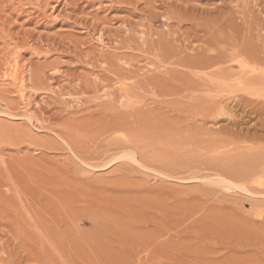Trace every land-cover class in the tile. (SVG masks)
I'll return each instance as SVG.
<instances>
[{
  "label": "rangeland",
  "instance_id": "rangeland-1",
  "mask_svg": "<svg viewBox=\"0 0 264 264\" xmlns=\"http://www.w3.org/2000/svg\"><path fill=\"white\" fill-rule=\"evenodd\" d=\"M0 264H264V0H0Z\"/></svg>",
  "mask_w": 264,
  "mask_h": 264
},
{
  "label": "bare ground",
  "instance_id": "bare-ground-1",
  "mask_svg": "<svg viewBox=\"0 0 264 264\" xmlns=\"http://www.w3.org/2000/svg\"><path fill=\"white\" fill-rule=\"evenodd\" d=\"M10 75L9 79L12 83V86H14L17 89V92H22L21 89L23 88V81L24 76L21 71V68L18 65L17 57L14 58V62L10 65Z\"/></svg>",
  "mask_w": 264,
  "mask_h": 264
}]
</instances>
